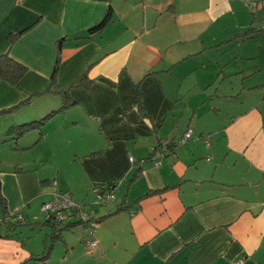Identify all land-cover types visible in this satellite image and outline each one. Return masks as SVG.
<instances>
[{"label": "crops", "instance_id": "crops-1", "mask_svg": "<svg viewBox=\"0 0 264 264\" xmlns=\"http://www.w3.org/2000/svg\"><path fill=\"white\" fill-rule=\"evenodd\" d=\"M240 9L238 0H0V55L27 68L14 85L0 80V131L65 124L99 141L76 153L74 174L86 180L67 189L85 193L94 218L50 238L42 260L52 228L32 207L50 199L51 178L25 163L0 168V264H264V108L240 103L228 121L201 125L189 100L193 86L211 83L190 73L233 38ZM108 11V25L89 36ZM189 128L193 136L174 145ZM111 181L113 201L92 203L87 189ZM18 211L24 220L9 230L1 219ZM22 226L49 230L30 238ZM57 242L64 251L54 257Z\"/></svg>", "mask_w": 264, "mask_h": 264}, {"label": "rangeland", "instance_id": "rangeland-1", "mask_svg": "<svg viewBox=\"0 0 264 264\" xmlns=\"http://www.w3.org/2000/svg\"><path fill=\"white\" fill-rule=\"evenodd\" d=\"M238 1L244 5V10L236 11V19L231 20L232 33L228 36L233 38L225 37L226 41H218L207 49L200 57L204 61L202 66L195 69L192 74L190 73L191 78L200 77L201 80L211 82L205 88L201 85L200 88L193 86L190 89L192 96L189 100L192 104H197L199 108L201 125L228 121L229 115L235 112L237 109L235 107L240 103L244 106L260 104L264 108V29H262L264 28V0ZM246 32H249L247 37H245ZM223 94L227 96L224 97ZM8 129L10 128L5 127L3 131H0L1 169H12L11 166L15 163H25L33 169L37 167L34 171L39 172L42 177L49 176L55 183L48 184L53 191L64 192L69 187L75 190V186L79 189L82 182L85 184V174L81 172L74 174L77 173L74 167L78 168L75 157L77 154L81 156L86 148L96 146L99 141H87L88 137L83 127L68 128L65 124L64 126L50 124L41 125L35 129L28 127L25 129V127L16 126L10 129L9 138H6ZM82 134H85V137ZM39 135L40 140L35 144V139ZM21 145L28 148L12 149V146L21 148ZM87 190L88 198L92 200V203H102L96 199L91 188ZM85 198V193L81 192L74 199L81 204ZM37 208L39 210L35 211L34 209ZM32 213L40 216L42 221L46 217L42 205H34ZM22 227L30 230L32 234L30 238L43 236L45 231L49 230L47 227L42 229L34 227L31 231L29 226ZM63 234L69 235L71 232L65 228L61 231L62 236ZM47 239L49 240L50 237L48 236ZM50 243L49 240L47 244L49 248ZM61 247H63L62 242L55 244L54 257L62 255L64 249ZM52 259L49 258L50 261Z\"/></svg>", "mask_w": 264, "mask_h": 264}, {"label": "trees", "instance_id": "trees-1", "mask_svg": "<svg viewBox=\"0 0 264 264\" xmlns=\"http://www.w3.org/2000/svg\"><path fill=\"white\" fill-rule=\"evenodd\" d=\"M147 1V0H146ZM111 21V14L110 12L108 11L105 16L97 23H95L93 26H91L88 30H87V34L89 36H93L95 34H99L107 25L108 23ZM264 29V28H262ZM249 33V32H248ZM248 33L246 32V36H248ZM19 34V33H18ZM17 34V35H18ZM17 35H10V42L12 43ZM61 61V51H60V43L58 44V52H57V57H56V60H55V64H54V67H53V70H52V74H51V81H50V84H53L54 83V80H55V77L57 75V72H58V68H59V63ZM27 72V68L25 65H23L22 63L16 61L15 59H13L12 57H10L9 55L7 54H4V55H0V80H3L9 84H16L24 75L25 73ZM68 95L65 93L63 95V100L66 101L67 100V97ZM52 113H49L48 115L50 116ZM26 125H22L20 126L21 128H24ZM16 127V126H14ZM26 129H27V126H26ZM190 129V128H189ZM188 130V129H187ZM186 130V131H187ZM192 130V129H191ZM185 131V132H186ZM193 131V130H192ZM184 132V133H185ZM183 133V134H184ZM182 134V135H183ZM182 137V136H181ZM180 137V138H181ZM179 140V139H178ZM171 144V143H170ZM174 145H176V142L173 143ZM167 146H171V145H167ZM172 147V146H171ZM158 148L157 146L155 147V149ZM169 148V147H168ZM154 153V152H153ZM52 183V180L50 181ZM113 182H116V181H111L109 183H107L106 185H102V186H95L93 188H91V191L93 192V189L94 188H98V189H101L102 190V193H104L103 191H106L109 189V186L113 183ZM58 191H62V190H58ZM71 196V192H69L68 190H66ZM95 194V197L96 199H98L97 195L95 192H93ZM115 195V194H114ZM52 197V195H51ZM50 197V199H51ZM73 198V196H72ZM49 199V200H50ZM74 199V198H73ZM114 199V198H113ZM48 200V201H49ZM76 201V200H75ZM113 201V200H112ZM47 202V201H46ZM77 202V201H76ZM45 203V202H44ZM42 203V205L44 204ZM78 203V202H77ZM110 202L108 203H103L102 204H109ZM81 205V208H83L87 214V218L82 220V219H71V220H68V221H62V220H59L57 218H55V216H52L48 213H46V221L45 223L49 224L52 228V232L50 234V238H51V241H55L56 239L57 240H61L62 239V235H61V231L65 228H68L69 226L71 225H74L76 223H86V224H89L90 222H92V219L94 217H91V214L89 213L88 209H86L85 207V204H80ZM0 207L2 209V211L4 213H6V200L5 198L3 197V195L1 194V188H0ZM19 216H21V218L17 221L16 218H18ZM8 219H10V222H8ZM16 219V221H15ZM24 220L23 218V215L21 213V211H18L16 213H13V214H8V215H5L1 221L3 222V224H6L7 225V228L9 230H13L15 228V226L19 223H21L22 221ZM97 220H99V218H97ZM59 232H57V230ZM56 230V231H55ZM93 230V229H91ZM51 244V243H50ZM52 247V244L50 245V248L48 246H46V250L41 254V255H37V257H35L36 259H45L49 252H50V249Z\"/></svg>", "mask_w": 264, "mask_h": 264}, {"label": "built area", "instance_id": "built-area-1", "mask_svg": "<svg viewBox=\"0 0 264 264\" xmlns=\"http://www.w3.org/2000/svg\"><path fill=\"white\" fill-rule=\"evenodd\" d=\"M142 1H146V0H142ZM193 136V131L191 129H188L183 136L176 141V144H182L185 143L186 141H188L191 137ZM204 143L206 145H208L209 139L205 138L203 139ZM166 145H164V142L162 143V147L164 148ZM129 161L130 162H134L133 157H129ZM53 183V181H52ZM55 184V183H53ZM116 182H113L110 186L109 189L106 191H103L104 193H102L101 189L98 188H94L93 192L96 193L98 199L103 202V203H108L109 201L113 200L114 198V194L116 191ZM52 197L49 201L45 202L42 205V209L52 215L55 216V218L62 220V221H68L71 219H86L87 218V214L85 212V210L83 208H81V205H79V203H77L75 201V199L72 198V196L67 192V191H58L55 190L52 192ZM21 218V216H19L17 219V221ZM15 219V221H16ZM93 233L94 230H90L89 231V235L92 238H87L85 239V244L87 247H93L96 244V239L93 237ZM243 262V257H241L240 259L236 260L235 262H233L232 264H241Z\"/></svg>", "mask_w": 264, "mask_h": 264}]
</instances>
